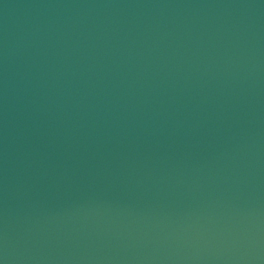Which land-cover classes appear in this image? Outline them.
<instances>
[{
	"label": "water",
	"instance_id": "95a60500",
	"mask_svg": "<svg viewBox=\"0 0 264 264\" xmlns=\"http://www.w3.org/2000/svg\"><path fill=\"white\" fill-rule=\"evenodd\" d=\"M0 264H264V0H0Z\"/></svg>",
	"mask_w": 264,
	"mask_h": 264
}]
</instances>
